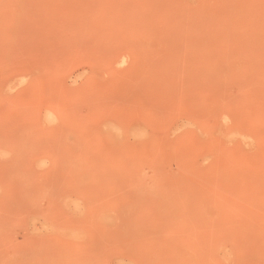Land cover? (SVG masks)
Segmentation results:
<instances>
[{
    "label": "rangeland",
    "instance_id": "1",
    "mask_svg": "<svg viewBox=\"0 0 264 264\" xmlns=\"http://www.w3.org/2000/svg\"><path fill=\"white\" fill-rule=\"evenodd\" d=\"M0 264H264V0H0Z\"/></svg>",
    "mask_w": 264,
    "mask_h": 264
}]
</instances>
